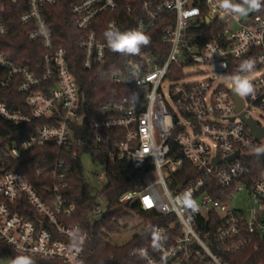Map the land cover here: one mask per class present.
I'll return each instance as SVG.
<instances>
[{
  "label": "built area",
  "instance_id": "1",
  "mask_svg": "<svg viewBox=\"0 0 264 264\" xmlns=\"http://www.w3.org/2000/svg\"><path fill=\"white\" fill-rule=\"evenodd\" d=\"M123 1L81 0L70 8L74 27L83 32L78 46L85 69L105 64L113 53L104 39L111 24L121 31L148 34L159 27L160 32L155 53L151 42L140 55L120 54L119 62L109 63L115 70L103 75L132 93L99 104L87 129L94 134L82 138L74 135L84 115L66 51L54 46L50 31L48 37L39 31L41 22L49 30L42 8L55 0H25L26 10L18 19L30 24L26 38L39 41L41 63L30 69L0 50L5 72L0 87L12 85L23 93L29 109L13 110L0 100V116L15 124L42 117L49 121L0 151V241L16 254L82 264L90 234L80 222H71L76 204L65 195L70 164L57 158L47 172L50 183L39 190L12 167L29 148L53 144L72 158L81 146L94 150L91 157L98 170L91 194L96 204L89 213L94 219L102 217L107 205L101 195L106 163L125 160L133 168L147 166L139 188L118 198L120 205L136 203L170 218L156 227L167 237L161 248L154 249L152 239L138 248L142 264H234L230 257L246 249L264 255V173L249 183L247 162L255 148L263 147L264 135L256 138L245 122L250 118L264 129L251 115L255 108L264 112V13L229 16L219 9V0H129L128 11L137 3L133 20L121 25L112 19L100 31L90 29L98 14L116 11ZM215 31L219 39L204 35ZM8 32L0 15V35ZM247 59L255 63L248 74L255 91L246 97L236 94L242 101L237 109L230 77ZM192 64L207 66L209 75L192 78L193 72L186 71ZM171 143L176 145L173 154ZM183 160L194 168V175L183 168ZM180 171L184 180L177 177ZM186 191L192 192L198 211L176 203Z\"/></svg>",
  "mask_w": 264,
  "mask_h": 264
},
{
  "label": "trees",
  "instance_id": "2",
  "mask_svg": "<svg viewBox=\"0 0 264 264\" xmlns=\"http://www.w3.org/2000/svg\"><path fill=\"white\" fill-rule=\"evenodd\" d=\"M79 1L81 0H55L54 4L42 8V14L47 21L54 46H60L66 51L69 69L78 86L79 106L84 116L81 125L74 127V135L84 138L88 134H94L87 129L90 121L95 117L94 112L99 104L117 100L123 95L131 94L132 91L125 86L113 83L103 75L104 72L115 70L109 63L113 60L119 62L118 55L120 54L118 53H110L105 64L95 65L91 69L82 67V51L78 46V41L83 32L74 27V18L70 10L71 5ZM129 2V0H124L122 6L116 11H104L98 14L91 22L90 29L100 31L105 23L112 19H116L121 25H124L125 21L133 20L138 16L137 3L128 11L126 4ZM0 8V15L9 29L7 35H0V50L14 62L33 69L41 63L39 52L42 51V47L39 41H29L26 38L30 24H22L18 19L19 15L26 10L25 0L18 4H13L10 0H0ZM256 13H264V9ZM159 34V27H154L147 34L154 43L151 47L154 53L155 44L159 42L157 38ZM204 35L215 39L220 37L219 31L206 32ZM4 74V70L0 68V78ZM41 86L43 87V84ZM0 100L5 101L7 106L13 110L29 112L24 102V94L16 91L12 85L0 87ZM48 121L47 118L42 117L33 119L28 124H15L0 116V151L6 146L18 143L22 137L34 131L36 126ZM170 147L171 154H173L176 151V145L171 143ZM75 150L77 157L72 158L71 154L65 153L53 144L34 146L16 158L12 167L25 175L39 190L42 184L50 183L47 172L52 168L54 161L57 158L65 159L71 166L65 195L76 204V211L71 222H80L90 234L89 240L83 247L82 264H142L137 251L139 247L148 245L152 239V233L148 229L165 225L170 218L152 211H144L136 203L120 205L118 198L127 190L139 188L147 166L133 168L125 160L108 161L106 163V185L101 192L107 205L101 219H94L89 215L96 204L95 197L91 194L94 185L87 179L81 163V156L83 154L91 156L94 150L88 146H81ZM247 162L250 168L248 180L252 183L264 173V153L252 154ZM183 168H189L191 175H194V168L188 161L183 160ZM37 170L43 172L37 174ZM182 174L183 171L178 172L179 180L185 179ZM122 229H134L135 231L126 242L112 243L109 236ZM15 255L17 254L0 241V259L3 257L12 259ZM32 259L34 264H62L57 260L33 257ZM229 260L234 264H257L264 262V255L252 249H246L231 256Z\"/></svg>",
  "mask_w": 264,
  "mask_h": 264
},
{
  "label": "clouds",
  "instance_id": "3",
  "mask_svg": "<svg viewBox=\"0 0 264 264\" xmlns=\"http://www.w3.org/2000/svg\"><path fill=\"white\" fill-rule=\"evenodd\" d=\"M218 7L226 15L242 17L249 15L251 12H258L264 9V0H239V2H234V0H219ZM39 31L45 37L50 35L49 30L43 22L40 23ZM104 39L107 48L111 52L123 56H138L141 54L142 48L149 46L151 43V37L144 31L140 29L121 31L114 24L109 25L108 29L104 32ZM254 67L255 63L253 60H244L239 65L237 72L231 75V88L235 94L241 97L254 95V86L248 78V74L254 70ZM132 75L134 77L138 75V66H136ZM255 152L257 155L264 153V147L255 148ZM176 203L192 212L199 210V205L190 191H186L182 196L176 197ZM148 230L152 233V247L154 249L161 248L167 237L158 228L150 227ZM10 264H34V261L28 254H17L11 259Z\"/></svg>",
  "mask_w": 264,
  "mask_h": 264
},
{
  "label": "rangeland",
  "instance_id": "4",
  "mask_svg": "<svg viewBox=\"0 0 264 264\" xmlns=\"http://www.w3.org/2000/svg\"><path fill=\"white\" fill-rule=\"evenodd\" d=\"M186 71H192V78L202 79L209 75L208 67L201 64H192L187 67ZM167 91V89H165ZM251 115L256 118L259 123L264 127V112L255 108L252 109ZM262 144L264 147V138L262 140ZM81 163L84 168L85 175L89 181H93L94 176L93 173L98 170V166L93 162L92 157L90 154H83L81 156ZM134 229H122L119 232H115L109 236V240L112 243L122 244L130 239L131 235L134 233ZM9 258H1L0 264H10Z\"/></svg>",
  "mask_w": 264,
  "mask_h": 264
},
{
  "label": "water",
  "instance_id": "5",
  "mask_svg": "<svg viewBox=\"0 0 264 264\" xmlns=\"http://www.w3.org/2000/svg\"><path fill=\"white\" fill-rule=\"evenodd\" d=\"M233 96L236 99V108L238 109L241 107L242 101L240 98L237 97V95L234 92H233ZM241 117H243V115H241ZM245 122L248 124V126L250 127V130H251V133L256 138H260L262 135H264V129L261 127H257L255 120H252L250 118H246ZM235 154H237V152ZM98 219H101V216H99Z\"/></svg>",
  "mask_w": 264,
  "mask_h": 264
},
{
  "label": "snow or ice",
  "instance_id": "6",
  "mask_svg": "<svg viewBox=\"0 0 264 264\" xmlns=\"http://www.w3.org/2000/svg\"><path fill=\"white\" fill-rule=\"evenodd\" d=\"M148 203H150V202H148Z\"/></svg>",
  "mask_w": 264,
  "mask_h": 264
}]
</instances>
